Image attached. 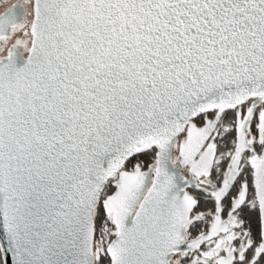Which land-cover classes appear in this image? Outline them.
Instances as JSON below:
<instances>
[{
  "label": "snow or ice",
  "instance_id": "obj_1",
  "mask_svg": "<svg viewBox=\"0 0 264 264\" xmlns=\"http://www.w3.org/2000/svg\"><path fill=\"white\" fill-rule=\"evenodd\" d=\"M0 264H264V0H0Z\"/></svg>",
  "mask_w": 264,
  "mask_h": 264
}]
</instances>
